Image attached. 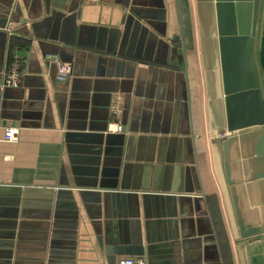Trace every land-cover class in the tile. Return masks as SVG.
I'll return each mask as SVG.
<instances>
[{"label": "crops", "instance_id": "crops-1", "mask_svg": "<svg viewBox=\"0 0 264 264\" xmlns=\"http://www.w3.org/2000/svg\"><path fill=\"white\" fill-rule=\"evenodd\" d=\"M179 1L182 33L174 0H0V264H264L239 234L264 185L233 201L223 168L212 2Z\"/></svg>", "mask_w": 264, "mask_h": 264}, {"label": "water", "instance_id": "water-1", "mask_svg": "<svg viewBox=\"0 0 264 264\" xmlns=\"http://www.w3.org/2000/svg\"><path fill=\"white\" fill-rule=\"evenodd\" d=\"M211 2L225 112L222 133H227L221 136L223 168L232 200L238 201L234 190L242 183L264 185V79L258 56L264 0ZM174 4L182 33L180 1L174 0ZM260 7V30L257 32ZM260 191L264 192V188ZM263 197L264 193H260L259 198ZM234 203L239 216L238 202ZM240 219L243 220L239 227L242 242L251 243L264 235V220L244 225L241 215Z\"/></svg>", "mask_w": 264, "mask_h": 264}, {"label": "built area", "instance_id": "built-area-1", "mask_svg": "<svg viewBox=\"0 0 264 264\" xmlns=\"http://www.w3.org/2000/svg\"><path fill=\"white\" fill-rule=\"evenodd\" d=\"M48 58L56 64L55 78L59 82L67 80L70 74L69 65L62 62L57 56L48 54ZM22 60L14 56L12 60L6 66L4 73L2 74L1 87H16L19 85L22 76ZM123 129V125L120 123H111L108 126L110 132H120ZM19 134V128L17 126L8 124L4 128L3 140L14 142L17 140ZM227 133H224L225 135ZM118 264H148L147 260L142 256H125L118 260Z\"/></svg>", "mask_w": 264, "mask_h": 264}, {"label": "flooded vegetation", "instance_id": "flooded-vegetation-1", "mask_svg": "<svg viewBox=\"0 0 264 264\" xmlns=\"http://www.w3.org/2000/svg\"><path fill=\"white\" fill-rule=\"evenodd\" d=\"M260 21H261V7L259 9V12H258V20H257V23H256V27H257V32H259L260 30ZM252 22V20H251ZM263 27H264V19H263V24H262V31L261 33L263 32ZM261 38H262V34H261ZM262 42V41H261ZM260 48H261V45H260ZM260 51V50H259Z\"/></svg>", "mask_w": 264, "mask_h": 264}, {"label": "rangeland", "instance_id": "rangeland-1", "mask_svg": "<svg viewBox=\"0 0 264 264\" xmlns=\"http://www.w3.org/2000/svg\"><path fill=\"white\" fill-rule=\"evenodd\" d=\"M261 41L263 43V48H264V27H263V32H262V38H261ZM261 63V62H260ZM262 66H260V69H261V72H262V76H263V79H264V58L262 59V63H261Z\"/></svg>", "mask_w": 264, "mask_h": 264}, {"label": "trees", "instance_id": "trees-1", "mask_svg": "<svg viewBox=\"0 0 264 264\" xmlns=\"http://www.w3.org/2000/svg\"><path fill=\"white\" fill-rule=\"evenodd\" d=\"M225 250H226V247H225ZM226 261H228V257H226Z\"/></svg>", "mask_w": 264, "mask_h": 264}]
</instances>
